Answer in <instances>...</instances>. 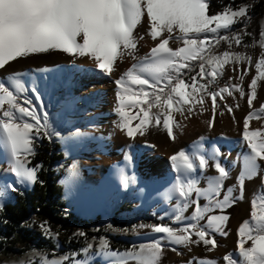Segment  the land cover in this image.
Wrapping results in <instances>:
<instances>
[{
    "label": "snow or ice",
    "instance_id": "obj_1",
    "mask_svg": "<svg viewBox=\"0 0 264 264\" xmlns=\"http://www.w3.org/2000/svg\"><path fill=\"white\" fill-rule=\"evenodd\" d=\"M209 9L210 0H0V69L21 58L60 51L88 58L96 70L111 75L119 62L131 58L134 62L115 80L117 127L130 139L144 136L151 127H162L174 141V129L180 127L175 114L187 118L186 114H192L197 105L203 111L206 99L210 98L211 128L220 106L218 101L224 102L231 113L233 106L227 104V98H235L236 93L241 98L246 95L243 82L253 65V57L229 50L216 54L214 46L222 41L229 49L233 43L242 44L243 34L233 31V26L245 18L250 20L249 6L227 4L214 14H209ZM145 18L147 30L140 33L138 28ZM145 35L154 46L140 55L138 46ZM172 43L179 46L173 48ZM258 44L262 52L254 62L256 75L247 86L250 111L243 121L242 139L249 151L243 155L238 178L240 199L245 180L261 175L264 162V123L256 129L250 127L253 119H264V104L252 110L258 82L264 81V30ZM250 46H255V42L245 45ZM231 63H246L250 67L238 77L239 83H226L212 90L225 65ZM21 76L14 72L0 78V162L7 165L13 177L11 182L0 183V208L9 192L19 190L17 185L38 181L42 166L31 163L36 142L62 138V133L50 123L40 91L35 85L29 88ZM79 135L76 130L69 138ZM203 141L201 137L189 149H181L169 157L173 180L166 199H174L175 204L170 215L159 219L170 223L139 225L157 234L155 239L121 252L111 249L106 237H99L95 251L94 244L86 242L78 252L42 255L40 264H95L94 257L102 258L104 264H159L166 245L172 251H178V247L191 250V246L201 244L209 251L215 250L218 244L214 234L226 235L224 228L229 216L212 213L223 212L235 203V198L233 188L224 190L229 172L220 162L222 153L215 147L208 152ZM124 159L131 162L127 154ZM210 162L217 174L204 177L207 186L201 188L200 178ZM117 174L125 190L136 185L135 175H130L126 168L118 167ZM261 184L264 186V176ZM250 203V219L243 221L237 230L238 252L223 255L224 264H264V188L253 194ZM190 208V215H186ZM40 227L49 237L58 236L46 221ZM77 235L87 240L86 233L81 231ZM249 241L251 246L246 247ZM188 264L205 261L193 258Z\"/></svg>",
    "mask_w": 264,
    "mask_h": 264
},
{
    "label": "rangeland",
    "instance_id": "obj_2",
    "mask_svg": "<svg viewBox=\"0 0 264 264\" xmlns=\"http://www.w3.org/2000/svg\"><path fill=\"white\" fill-rule=\"evenodd\" d=\"M230 1L235 2L237 0ZM241 5L249 6L245 2V0H239V4L235 5V7H239ZM248 16L250 17V20L245 18L244 20H242L241 23H238L233 26V31L241 32L243 34L242 44L240 46H236L233 43L232 48L229 49L227 43L222 41L219 45L214 46V52L216 54H220L226 50L234 52H244L253 57V65L251 67L246 63H231L225 65L223 69V75L218 78L216 84H213L211 86L212 90H217L218 87H222L226 83H239L238 77L243 74L244 69L250 67L249 74L244 77L243 82V87L245 88L246 92L245 97L241 98L239 94L236 93L235 98H227V104L233 106V111L231 113H229L224 107V102L218 101V104L220 106L216 110L215 121L217 116L221 115L220 113H223L222 116H224L226 119L225 128L220 130L215 129V121L214 126L209 128L208 119L205 121V126L202 130L193 132L192 135L186 134V128L191 124L192 120L197 119L201 116H205L207 114L213 115L210 98L206 99V102L203 105V111L201 110V107L197 105L192 114H186L187 118H185V116H181L180 114H175L176 119L180 123V127L174 129L176 130V138L178 139V145H176L174 148H172L171 151H169V155L167 157L168 159L174 153H177L181 149H189L194 144V142H198L201 137L204 138V148L208 152H211L213 150V147L216 148L218 144L220 145L218 148H221L223 144L222 142L226 140L225 136H227L229 139L231 138L230 140L240 142V149H238V151L240 152L237 153L238 155L236 156V163L240 168L239 172H241L243 155L249 151V149L246 147V143L242 139L243 121L247 113L250 111L247 105V86L250 83L252 77L256 75L254 62L256 59L259 58L260 53L262 52V49L259 47L258 42L260 39V33L262 30H264L263 15L259 19L260 30L258 39L255 41H248V38L251 36L248 35L247 37V34L245 35L244 33H248V30L252 25L253 16L250 14V11H248ZM245 24L247 25L246 28L244 27ZM141 28L142 26H139L138 28V31L140 33ZM254 42L255 46L245 47V45H253ZM143 44L149 46L146 51L142 49V47L144 46ZM172 44L176 45V47L179 46L175 43ZM151 46H154V42L152 40L149 43H144L141 41L140 45L138 46L141 55L147 53ZM65 55L66 54L63 53L61 56L62 58L59 56L61 59H63V63L65 62L64 64L66 74L64 76L62 75V65L59 63L61 62V60L56 61L55 59L56 62H47L46 60L48 58H45L43 61H46L47 63H39V67L38 65H36L34 67L27 68V70H23V76H21V78L29 88H31L32 84L38 88L42 95L46 109L49 113L50 123L52 127L62 133V138H53L60 143L61 152L64 153L66 160H68V162L70 163H64L59 166L64 170V175L61 179V184L64 186L65 190L64 197L68 202L69 210L73 212V214L79 219L91 224L88 230L92 232V234H88L85 226L78 227L75 232V235L77 237H80L77 234L82 231L87 234V240L84 237H80L82 239H78L79 242L82 243V246L77 251H74L72 249H65L61 245L57 237H55L54 243L56 245V249L53 252L40 251L37 248H31L28 252L23 254L16 253L10 256L1 255L0 264H40L42 255H47L50 257L53 253H55L56 256H61L72 252H78L81 248L85 246L86 242L93 243V251H95V246L98 244L99 237H106L109 242H111V238H116L119 242L127 243L129 246V248L127 249H130L133 245L139 246L140 244L148 243L150 240L155 239L157 234L151 232L150 228L148 227H139V225L147 224H145L142 219L135 217L132 213L122 212V208L128 207L132 212L135 210L151 211L154 214L160 215V217L164 216L165 214L170 215L172 213L170 212L172 210L170 205L163 206L165 201H167L166 196L164 197L158 194V189L154 187H149L151 189H149L150 192L148 193V203L143 204H140L137 198L136 185L125 190L124 188L119 189L113 187L112 184L109 189L110 194L108 193L107 195H103L102 193H99L98 184L105 177V173L107 172V170L109 172L115 171V173L117 174V168L120 167L126 168L128 172L129 166L131 165V168L133 170L129 174H134L136 177V171L139 168L140 158L145 157L153 159L154 157H158V153L159 155L162 153L156 151V145L147 140L146 134L144 136L137 135L135 139H132L131 141L127 142L126 148L122 152H120V157H118L116 161L111 163V165H107L105 162L102 161L103 155L101 153L100 140L98 137V133L101 130L102 123L100 122L99 117L97 118L90 113V110L96 109L101 111L102 107H105L106 109H108L106 110L108 113H114L113 111L116 105V100L114 101V103H112L111 100L107 97H105L104 99L98 97L99 95H103L107 92L105 87L103 88L101 87V85L99 86V80L90 81L88 78L82 80V76L84 75L85 71H89L90 73L101 72L95 69V65L93 63H88L87 65V63H80L75 60L68 61L67 59L71 56ZM12 64L13 62L10 63V65ZM8 67L9 65L0 70V75L2 73V78L8 76L11 73H14L12 71L5 72V69H7ZM119 69H117V72L122 74L127 68L123 69L122 71H120ZM114 78L118 79L113 76V82H115ZM230 78L232 79L230 80ZM112 89V92L116 97V84L113 86ZM29 95H31V93H29ZM237 104H239L238 108L236 107ZM261 104H264V81L258 82L257 98L253 101L252 110L259 109ZM153 111L156 110L154 109ZM261 123H264V119H253L250 122V127L252 129L259 128L261 126ZM76 130H79L81 135L69 138V134L75 132ZM187 139L189 140L188 142H186ZM41 142L42 139L38 140L36 142V145ZM138 147L143 151L141 155H139L135 150ZM219 150L220 153H222L223 155L224 151L222 149ZM126 154L129 155L131 159H133L132 162H125L124 157ZM261 165L262 172L260 175V183L259 185H257L256 192L264 188V186H262L261 184V178L262 176H264V162H261ZM226 169L229 172L227 180L233 179V171L228 168ZM69 170H71V172ZM210 171L211 165L204 173V175L208 174ZM5 180L11 182L13 180V177L11 174L8 173L7 165L3 162H0V183H3ZM32 186L33 184L17 185L19 190L15 192H9L5 196L2 202L3 207L14 201L16 193L26 192L30 190ZM89 187L95 188L97 190V200L95 202L96 205L94 204L92 207H85L82 204V200L84 193ZM239 196L235 197V203H233L230 207L226 208L223 212L217 210L215 213H227V211H229L231 208H233L239 203H242L244 205V209L246 211H249V216L240 219V225L243 221L250 219V201L253 197L250 198V200L247 197L245 198L244 191L243 198L240 199L238 198ZM203 202V200L200 201L201 204H203ZM168 203L173 204L175 203V200H168ZM131 205L133 206L132 208L130 207ZM191 211L192 209L190 208L186 215H190ZM109 226H111V228ZM94 237L96 238V240H93ZM237 244L238 234L236 232V237L231 238L227 243L223 245L222 252L212 253L213 260H219L220 258L218 259L217 256L219 257L221 254H237ZM247 246H251L250 241L247 242L246 247ZM110 247L113 250H118L114 249L111 245ZM170 247L171 246L168 245L165 246L159 264H175L181 259H187L193 255H200L203 254V252L205 251V247L203 245H199L196 248H191V250L186 247H178V251H172L170 250ZM127 249L119 251L123 252ZM178 252L181 254H178ZM94 259L95 264H104L102 258L94 257Z\"/></svg>",
    "mask_w": 264,
    "mask_h": 264
},
{
    "label": "bare ground",
    "instance_id": "obj_3",
    "mask_svg": "<svg viewBox=\"0 0 264 264\" xmlns=\"http://www.w3.org/2000/svg\"><path fill=\"white\" fill-rule=\"evenodd\" d=\"M146 21L147 20L145 18L144 22L141 25L142 26L141 33H145L147 30ZM150 41H151L150 37L145 35V38L142 42L149 43ZM143 45L144 46L142 47V49L146 51L149 46H146L145 44ZM171 46L173 48L176 47V45L174 44H171ZM62 54L63 52L53 51V52H50L44 55H32L28 58H21V59L14 61L12 65H9V67L5 69V72L12 71V72H19L22 74L23 70H27V68L29 67H34L38 65L39 63H43V62L45 63L49 61L52 62V61H55L56 59V61L61 60V62L59 63L62 65V75L64 76L66 74V69H65V64H64L65 62L63 63V59H61ZM139 54L141 55L140 52ZM45 58H48L46 60L47 62L43 61ZM67 60L68 61L75 60L80 63H87V65L88 63H92V61L88 58H76L73 56L69 57ZM132 62L133 60L131 58H126L123 62H119L115 68V71H114L115 73L113 72L112 75H106L103 72L90 73L89 71H85L84 75L82 76V80H84L85 78H88L90 81L99 80L100 81L99 86L101 85V87L103 88L105 87L107 92L103 95L102 94L99 95L98 97L101 99H104L105 97H107L111 100L112 103H114V101L116 100V97L114 96L112 92L113 90L112 88L115 85V82H113L114 80H112V77L115 76L116 78H119L121 73L117 72V69L120 68L119 70L122 71L123 69L130 67ZM106 110L108 109H106L105 107H102L101 111L96 110V109H91L90 113L93 116L100 118V122L102 123V125H101V130L98 133L99 135L98 137L100 140L101 153L103 155L102 161L105 162L107 165H111V163H113L114 161L118 159V157H120L119 156L120 152H122L126 148L127 142L131 141L132 139L128 138L125 135V133L119 130V128L117 127L118 117L115 111H113L114 113H108ZM211 118H212V115L207 114L205 116H201L197 119L192 120L191 124L189 123L190 125L187 126L186 128V134L192 135L193 132L202 130L205 126V121L208 119L210 120ZM225 126H226L225 117L222 115L217 116L216 121H215V129L216 130L224 129ZM174 132L176 135V130H174ZM146 138L151 143L155 144L156 149H157L156 151L161 152L162 154L159 155L158 153V157H154L153 159L139 157L140 158L139 168L136 171V180H137L136 190H137V198L140 204L148 203V200H147L149 198L148 193L150 192L149 189H151L149 187H154L158 189V192H159L158 194L164 197L166 196L170 188V183L173 180V171L171 168V161L167 157L169 155V151H171L172 148L178 145V139L176 138L174 141L170 139L166 133V130H164L162 127L160 128L151 127L149 131L146 133ZM225 138L226 140L222 142L223 143L222 147L218 148L220 146L218 144L216 148L222 149L224 151V154L219 157L221 164L225 166L226 168L233 171L234 178L225 180L224 190L226 191L228 188H233L234 190L233 198H235L240 195V188H239V181H238V178L240 176V172H239L240 168L236 163L237 162L236 156L238 155L237 153L240 152L238 151V149H240V142H237L235 140H230L231 138L229 139L227 136H225ZM188 141L189 140L187 139L186 142ZM135 150L137 151L139 155L143 153L142 149H140L139 147ZM132 160L133 159H131V162ZM132 170L133 169L131 168V165H130L128 169V173L132 172ZM216 174L217 173L215 172V170L211 167V171L208 174L200 178L201 180L200 187L204 188L207 186L206 180L204 177L214 176ZM259 183H260V175H258L257 177L253 179L245 180L244 186H243L245 198L247 197L250 200V198L253 197V194L256 193L257 185H259ZM112 184H113V187L123 189V187L121 186L119 182L118 174H116L115 171L109 172L107 170V172L105 173V177L98 184L99 193H102L103 195H107L108 193L110 194L109 189H110V186H112ZM96 200H97V190L95 188L89 187L83 195V200H82L83 206L92 207L95 204ZM174 204L175 203L173 204L168 203V200H167L165 201L163 206L170 205L172 209L170 212H172ZM215 214H221V213H215ZM223 215L229 216V220L227 221V224L224 228L226 235H222L220 233L214 234L218 247L213 251H209L208 248L204 246L205 251L203 252V254L193 255L187 259H181L175 264H188V261L193 260V258H195L197 261H200V260L205 261V264H211L212 261H215L213 260L212 253L222 252L223 245L227 243L231 238L236 237V232L238 230V227L240 226L239 221L240 219L246 216H249V211H246L244 209V205L242 203H239L233 208H231L229 211H227V213H223ZM196 247L198 246H191V248H196ZM222 257H223L222 254L219 257L217 256L218 259L220 258L219 260H216L219 262V264H224Z\"/></svg>",
    "mask_w": 264,
    "mask_h": 264
},
{
    "label": "trees",
    "instance_id": "obj_4",
    "mask_svg": "<svg viewBox=\"0 0 264 264\" xmlns=\"http://www.w3.org/2000/svg\"><path fill=\"white\" fill-rule=\"evenodd\" d=\"M245 2L249 5L250 14L253 16L252 25L248 30L251 34L248 41H255L259 36V19L264 15V0H245ZM227 4L235 6L239 4V0L235 2L210 0L209 14L219 12L222 6ZM31 163L42 166L38 172V181L30 190L16 193L13 202L0 208V256L23 254L31 248L53 252L56 249L55 237L65 249L77 251L82 246L78 239L82 238L75 235L76 230L80 226H85L90 235L92 232L88 228L91 224L76 217L69 210L68 202L64 197L65 190L61 184L64 170L59 166L70 163L61 152L60 143L54 138L42 139V142L36 145ZM121 211L132 213L147 225L170 223L161 221L160 215L151 211L132 212L128 207L122 208ZM45 221L50 225L52 233H58V236L49 237L43 232L40 225ZM110 241L114 249L129 248L127 243L119 242L116 238H111Z\"/></svg>",
    "mask_w": 264,
    "mask_h": 264
}]
</instances>
